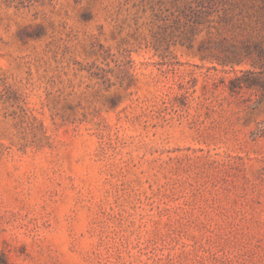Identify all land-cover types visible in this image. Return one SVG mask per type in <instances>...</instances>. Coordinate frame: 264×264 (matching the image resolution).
<instances>
[{"label": "rangeland", "instance_id": "374dc122", "mask_svg": "<svg viewBox=\"0 0 264 264\" xmlns=\"http://www.w3.org/2000/svg\"><path fill=\"white\" fill-rule=\"evenodd\" d=\"M0 264H264V0H0Z\"/></svg>", "mask_w": 264, "mask_h": 264}]
</instances>
